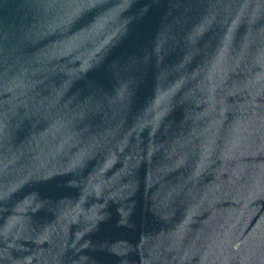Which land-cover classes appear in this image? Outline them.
I'll return each mask as SVG.
<instances>
[{
  "label": "water",
  "instance_id": "obj_1",
  "mask_svg": "<svg viewBox=\"0 0 264 264\" xmlns=\"http://www.w3.org/2000/svg\"><path fill=\"white\" fill-rule=\"evenodd\" d=\"M0 264H264V0H0Z\"/></svg>",
  "mask_w": 264,
  "mask_h": 264
}]
</instances>
